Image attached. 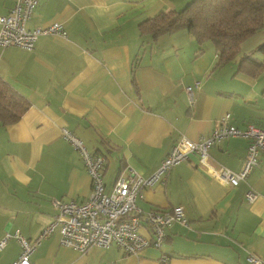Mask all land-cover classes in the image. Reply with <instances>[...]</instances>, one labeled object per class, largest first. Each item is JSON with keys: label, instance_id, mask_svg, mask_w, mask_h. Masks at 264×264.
I'll return each mask as SVG.
<instances>
[{"label": "crops", "instance_id": "obj_1", "mask_svg": "<svg viewBox=\"0 0 264 264\" xmlns=\"http://www.w3.org/2000/svg\"><path fill=\"white\" fill-rule=\"evenodd\" d=\"M188 1L37 0L26 28L58 22L65 35H40L30 50L0 47V77L29 103L18 121L0 124V239L18 230L32 242L52 221L54 200L89 196L91 179L63 129L104 157L109 189L126 167L152 175L181 135L192 141L208 135L226 113L240 129L264 125V67L251 74L238 59L218 66L213 44H198L185 29L155 40L140 35L143 19ZM10 5L0 0V15ZM263 43L264 28L239 52L262 62L264 52L255 49ZM249 142L229 137L208 149L209 158L237 171ZM197 161L190 155L137 196L142 210L183 207L187 225L172 222L159 247L125 254L93 246L80 253L54 232L36 245L30 264H249L248 253L264 260V150L236 186L211 178ZM249 189L258 194L252 203L244 198ZM20 250L11 237L0 264H11Z\"/></svg>", "mask_w": 264, "mask_h": 264}, {"label": "built area", "instance_id": "obj_2", "mask_svg": "<svg viewBox=\"0 0 264 264\" xmlns=\"http://www.w3.org/2000/svg\"><path fill=\"white\" fill-rule=\"evenodd\" d=\"M11 5L7 13L0 15V47L16 46L26 50L34 47L40 35H65L63 26L51 23L47 26L26 28V22L37 0H8ZM188 99L192 103V87L187 86ZM229 114L217 119L212 131L192 141L181 135L161 161L157 171L148 177H142L132 168L121 171L109 189H106L102 168L104 157L91 152L83 141L67 129H63V138L73 146L84 164L91 179L89 196L81 202H63L54 200L55 213L32 242L24 238L18 230L7 232L0 239V251L11 237L19 241L21 250L11 264H30L29 256L40 241L54 232L59 233L60 244L85 253L90 247L108 248L116 246L125 254H136L146 247H159L165 237V228L172 222L187 225L182 206L168 209L150 208L142 210L136 203L137 196L144 187L162 181L166 173L174 166L187 161L190 155H196L197 165L208 176L236 186L247 179L253 168L258 166V155L264 150V125L249 123L240 129L228 122ZM229 137H245L250 140L246 155L237 171L213 163L208 149ZM258 194L249 189L244 194L247 202L252 203ZM145 227L148 235L141 232ZM249 264H264V260L248 253ZM108 264V263H106Z\"/></svg>", "mask_w": 264, "mask_h": 264}, {"label": "trees", "instance_id": "obj_3", "mask_svg": "<svg viewBox=\"0 0 264 264\" xmlns=\"http://www.w3.org/2000/svg\"><path fill=\"white\" fill-rule=\"evenodd\" d=\"M141 36H157L185 29L198 44L210 41L217 53V65L239 60L251 74L264 67L251 55L240 54V44L264 28V0H190L180 9L161 10L139 23ZM255 51L264 52V43ZM29 107L0 77V124H13ZM161 209V208H159Z\"/></svg>", "mask_w": 264, "mask_h": 264}]
</instances>
